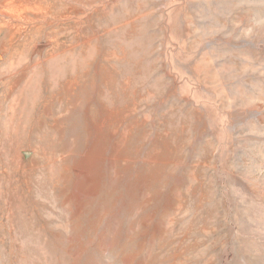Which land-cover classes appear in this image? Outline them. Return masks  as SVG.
Listing matches in <instances>:
<instances>
[{
  "label": "rangeland",
  "instance_id": "1",
  "mask_svg": "<svg viewBox=\"0 0 264 264\" xmlns=\"http://www.w3.org/2000/svg\"><path fill=\"white\" fill-rule=\"evenodd\" d=\"M0 11V264H264V0Z\"/></svg>",
  "mask_w": 264,
  "mask_h": 264
},
{
  "label": "bare ground",
  "instance_id": "2",
  "mask_svg": "<svg viewBox=\"0 0 264 264\" xmlns=\"http://www.w3.org/2000/svg\"><path fill=\"white\" fill-rule=\"evenodd\" d=\"M28 2H29V1H28ZM28 2H26V3H28ZM6 4H7V6H8V3H6ZM36 4H37V2H36ZM15 5H16V4H15ZM20 5H21V3H20ZM28 5H30V4H28ZM31 5H32V3H31ZM37 5H38V4H37ZM23 6H24V5H23ZM33 6H34V5H33ZM33 6H29V7H32V8H35V7H36V6H35V7H33ZM16 7H17V6H16ZM20 7H21V6H20ZM20 7H19V9H18V7H17V9L15 8V10H16V11H14V13H16V14H15V15H16L15 18L17 17V18L20 19V17L17 16L18 14H19V16H21V12H22V11H21ZM5 8L7 9L8 7L5 6ZM5 8H4V9H5ZM21 8H22V7H21ZM26 8H27V7H26ZM32 8H31V9H32ZM9 9H10V6H9ZM11 10L13 11V8H11ZM11 10H10V13H11ZM26 10H27V9H26ZM44 10H45V9H44ZM40 11H41V10H40ZM0 12H1L0 14H3V15L5 14L3 17H4L5 19H7L8 16L5 17L6 14H7L6 11H0ZM8 12H9V11H8ZM33 13H34V12H33ZM42 13H43V11L41 12V14H42ZM24 14H25V13H24ZM24 14H22V16H23ZM35 14H36V12H35ZM37 14H38V11H37ZM12 15L14 16V14H12ZM24 16H25V15H24ZM51 16H52V15H51ZM36 17H38V15H37ZM36 17H35V18H36ZM45 17H46V16H45ZM38 18H39V17H38ZM38 18H37V19H38ZM48 18H49V17H48ZM3 20H4L3 18L0 19V33L3 32V30H5L4 27H5L6 23H5ZM49 20H50V19H49ZM5 21H6V20H5ZM20 21H21V19H20ZM29 21H30V20H29ZM50 21H51V20H50ZM30 22H31V21H30ZM21 23H22V22H21ZM52 24H54V23H52ZM29 25H30V24H29ZM31 25H32V24H31ZM36 25H37V24H36ZM36 25H35V27H36ZM12 26H13V25H12ZM37 27H38V26H37ZM37 27H36V28H37ZM22 28H24V27H20V26H18V25H17V26H13L12 28L10 27L9 34H8V36H7V40H10L11 38H13L14 35H16L17 33H19L20 31H22ZM37 29H38V28H37ZM65 30H67V29H65ZM35 32H36V30H35ZM33 34H34V33H33ZM36 35H37V33H36ZM46 35H47V33H46ZM14 37H15V36H14ZM26 38H27V37H26ZM2 39H3V38H2ZM30 39H31V38H30ZM1 42H2V40H1ZM4 42H5V41H4ZM7 42H8V41H7ZM15 42H16V41H15ZM5 43H6V42H5ZM11 43H12V42H11ZM8 44H9V43H8ZM19 45H21V44H19ZM6 47H7V45H6ZM11 47H12V46H11ZM11 47H10V48H11ZM14 48H15V47H14ZM16 48H17V46H16ZM16 48H15V49H16ZM11 49H12V48H11ZM6 50H7V48H6ZM6 50H5V51H6ZM13 51H14V50H13ZM18 51H19V50H17V52H18ZM21 51H22V50H21ZM8 52H9V51H8ZM15 52H16V51H15ZM10 53H12V51H11ZM13 53H14V52H13ZM16 54H17V53H16ZM18 54H20V53H18ZM5 55H6V54H5ZM14 56H15V55H14ZM4 60H5V59H4ZM5 62H6V61H5ZM8 64H9V63H8ZM23 68H24V67H23ZM23 74H24V72H23ZM23 74H22V75H23ZM18 78L21 79V77H18ZM18 78H17V80H19ZM21 80H23V79H21ZM19 81H20V80H19ZM21 82H22V81H21ZM6 83H7V82H6ZM19 83H20V82H19ZM3 85H4V84H3ZM18 85H19V84H18ZM10 86H11V85H10ZM8 87H9V86H8ZM12 87L15 88V86H12ZM9 89L11 90V88H9ZM19 89H21V88H19ZM12 90H13V89H12ZM14 90H15V89H14ZM14 90H13V91H14ZM8 91H9V90H8ZM9 92H10V91H9ZM35 94H36V93H35ZM35 94H34V95H35ZM6 95H8L7 92H6ZM11 95H12V94H11ZM11 95H10V97H12ZM8 99H9V98H8ZM17 116H18V115H17Z\"/></svg>",
  "mask_w": 264,
  "mask_h": 264
}]
</instances>
